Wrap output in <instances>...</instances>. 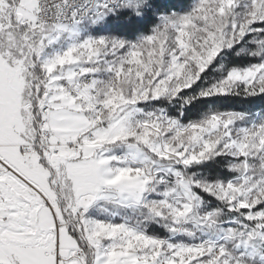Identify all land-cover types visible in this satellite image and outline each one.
<instances>
[{
	"label": "snow or ice",
	"instance_id": "snow-or-ice-1",
	"mask_svg": "<svg viewBox=\"0 0 264 264\" xmlns=\"http://www.w3.org/2000/svg\"><path fill=\"white\" fill-rule=\"evenodd\" d=\"M0 264H264V0H0Z\"/></svg>",
	"mask_w": 264,
	"mask_h": 264
}]
</instances>
